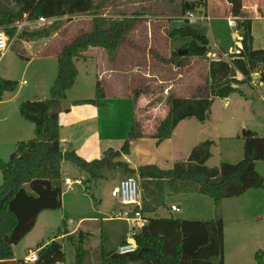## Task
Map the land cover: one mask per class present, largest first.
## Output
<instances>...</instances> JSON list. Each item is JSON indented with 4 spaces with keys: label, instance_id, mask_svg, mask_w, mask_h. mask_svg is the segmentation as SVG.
Instances as JSON below:
<instances>
[{
    "label": "trees",
    "instance_id": "16d2710c",
    "mask_svg": "<svg viewBox=\"0 0 264 264\" xmlns=\"http://www.w3.org/2000/svg\"><path fill=\"white\" fill-rule=\"evenodd\" d=\"M229 13L248 16L244 0H227ZM206 0L183 4V12L205 7ZM103 6L94 0H0V28L8 37L17 31L16 22L62 17L91 12ZM168 32L170 37H191L186 55L204 57L208 53L209 39L197 28L188 24ZM137 23L132 17H106L95 13L91 27L79 33L58 53V72L46 99H27L20 104L23 117L34 124V137L21 140L11 152L8 160H0L2 183L0 185V264H59L65 261L62 243L56 239L47 244L38 243L39 259L28 263L24 258L14 259L13 246L35 225L38 214L44 209H60L63 195L62 161L71 160L87 171L85 189L90 191L92 181L104 178L100 169L121 167L125 173L140 179L141 211L155 212L166 207V198L176 193L197 192L204 194L219 205L224 198L237 197L249 189L264 186V177L257 170V161L264 160V136L249 128L243 129L244 155L236 162L222 161L210 167L207 161L212 156L215 141L204 140L195 145L186 160L177 161L172 168H161L156 164L140 165L133 169L126 162L116 163L114 158L129 154L130 141L141 138L144 132L139 121L133 124L119 150L108 149L100 159L86 160L76 151H63L60 143V123L57 109L71 89L79 74L77 63L87 59V50L102 47L114 60L122 44ZM251 19L238 24L242 33L243 50L232 55L230 61L216 59L210 62V83L205 93L193 97L169 95V110L156 125L150 136L158 142L169 138L178 123L186 118L205 122L215 98H226L239 92V84L253 80L259 73V82H264V48H253ZM58 27L52 25L35 31L25 28L19 39L26 41L47 37ZM32 30V29H31ZM172 60L181 64L184 60L174 52ZM244 76L237 79V73ZM17 81L0 76V101L6 91H14ZM96 97H105L103 82H96ZM96 102L95 99L78 100ZM94 201V194L91 195ZM148 222L135 235L137 249L121 254L117 250L105 252L101 249L99 264H224V219L217 215L211 219H186L171 215L154 214L146 217ZM62 233H69L63 220ZM66 228V229H65ZM92 234L78 230L72 238L75 250L74 264H85L91 250L86 246ZM256 264H264V252L257 251Z\"/></svg>",
    "mask_w": 264,
    "mask_h": 264
},
{
    "label": "rangeland",
    "instance_id": "374dc122",
    "mask_svg": "<svg viewBox=\"0 0 264 264\" xmlns=\"http://www.w3.org/2000/svg\"><path fill=\"white\" fill-rule=\"evenodd\" d=\"M191 1L196 0H184L183 4ZM217 1L215 3L212 0L210 11L213 15L223 14L225 11L222 0ZM116 10L119 11L117 8ZM131 10H128L126 6L124 8L126 13L131 12ZM95 13L103 15L102 10L99 11V9L91 11V14ZM92 18L84 13L56 17L51 23L40 24L36 28H32V30H27H40L54 23L58 28L53 30L47 37L26 41L19 39V33L21 31H16L15 35L9 38L7 51L4 55L0 54V76L17 81V87L14 91H7L8 94L6 96L8 99L10 96L15 95V99L10 103L2 102L0 104V157L4 160L9 159V152L16 146V143L10 140L21 141L34 137V124L23 117L20 112V104L23 100L27 99H46L50 97V88L58 72L56 52L59 46L63 42L72 41L80 32L90 28ZM89 19L91 21H88ZM184 19L180 21V24H187ZM188 24L199 29L209 37L212 49L216 50L217 46H222L224 52L228 53L236 46V29L231 28L227 24V21L221 17L214 18L211 21L195 19L188 22ZM251 30L253 35V48H264V19H254ZM138 33L143 35L140 30H138ZM190 42H192L191 37L177 36L174 40V46H181L179 50L186 49L188 52V43ZM174 52L177 53L178 58H182L184 61L181 64L172 62L175 67L174 70L171 71L169 69L167 71L166 74L172 81V87L170 89L168 86L165 87L164 84H154V82L144 81L141 78V74H138L130 87V89H134L139 94V100H136L135 103L134 100H129L126 97L112 96L107 100L108 104L106 106H100V108L98 105L92 103L79 105L72 102V112L63 111L64 109H62L59 117L61 122L60 140L63 135L66 141H68V143H64V147L69 146V151L74 150L79 155L89 158L90 154L88 153L95 148V145H98L97 140L100 137L102 140L99 144L101 151L100 153L94 151V154H96L94 156L103 157L108 149L119 150L122 147L134 121L135 123L136 121L140 122L144 133L152 132L158 122L168 113V97L170 94L185 97L188 93L187 95L193 97L200 95L203 90H207L210 79L209 77H206L207 80L205 79L207 70L204 61L208 57L217 58L218 56L212 54L210 49L204 57L186 54L179 56L178 51ZM173 53L169 54V58L166 59L161 56L162 58L159 60L155 58V53H152V62L150 65H153L155 68L156 63L154 61L171 63L168 60L173 59ZM143 54L144 52L141 53V55ZM159 56L157 55V57ZM192 57H199L200 60L197 70L200 79L196 81H192L191 78ZM134 62L141 64V66L143 64L145 66L148 65L144 57L139 55L134 59ZM86 76V73L82 70L73 90L67 91L68 98L73 99L81 94L91 96L95 85ZM179 76L180 78H178ZM238 87L239 92L233 93L227 104L224 98L218 97L214 99L210 108V120L207 122L201 123L195 118H192L188 122L181 123L178 126L173 136V145L175 147L173 151L175 153H178V151H188L192 146L200 143L202 140L216 139L217 144L212 148L213 154L208 160V165H219L221 161L236 163L243 158V129L249 128L256 131L259 135L264 136V82H259L256 79L255 82L254 80L251 82L248 81L239 84ZM108 90L110 91V89ZM81 114L90 116L87 119H80L79 116ZM5 115H8V119L3 121ZM75 117L77 120L74 119ZM108 125L112 128L111 131H109ZM103 128L105 129L103 130ZM101 131L102 134H99ZM20 133L21 135H19ZM89 138L90 141L88 142ZM88 144L90 146H86ZM173 145L171 144V146ZM141 148L145 155L148 152L153 154L156 149L155 144L152 147H146L145 143L142 144ZM159 154H161V158L164 157L163 153H156L155 155L159 157ZM176 156L179 158V155ZM117 158L119 159V157ZM117 158H114L113 161ZM259 161L262 162L256 167L257 169L259 168V173L264 177V160ZM62 163V170L67 177L74 179L76 177L80 178L83 173L88 174L86 170L71 160L65 159ZM170 163L168 161H161V168H172L173 165ZM100 171L103 173L104 178L90 183V186H93L92 188L95 187L93 184L97 183L98 185V189H94V193L99 202L94 201L91 196L92 193L84 191V184H75L73 189L68 188L67 185L64 186L63 199L65 198L66 202V214H63L64 209H44L41 211L32 229L14 244L17 247L19 256L29 253L26 251L29 247L35 249L40 238L46 242L57 236L62 231H59V229L63 225L64 215H66L65 220L67 222L69 221L70 227L74 228L77 224L82 223L77 226L79 230L92 234L86 244L90 248L91 253L86 258L85 264H99L102 248L106 253L112 250H118L122 236L124 237L127 234L132 223L126 217H130L133 214H121L120 209L122 208V204L111 196V188L121 178L134 177L139 183L140 179L136 175L125 173L124 169L114 164L112 168H102ZM2 180V172L0 170V185ZM189 193L186 200H182L179 197L183 193L168 196L166 198L167 205L162 208V215L173 214L176 217L183 218H210L209 216L216 217L217 215H222L225 216L227 224H230L236 217L241 222L250 223L256 220L253 219L255 216L251 218L248 215L255 208L257 212L256 216L259 217L257 219L258 222L264 224V186L251 190L241 198L238 196L225 198L219 205H216L208 196H203L204 194H195L197 192ZM172 202H177L180 205L181 211L172 210L170 207ZM96 216L98 218L97 221H90V219ZM109 216L113 218L105 219ZM83 217L87 218L81 220ZM101 218H103V221ZM63 234L65 235L58 241L62 243L65 251L66 259L64 264H74L75 250L71 237H74L75 240L78 231L72 234ZM261 244L264 246V240ZM260 249L264 251V248Z\"/></svg>",
    "mask_w": 264,
    "mask_h": 264
},
{
    "label": "crops",
    "instance_id": "0c3cea01",
    "mask_svg": "<svg viewBox=\"0 0 264 264\" xmlns=\"http://www.w3.org/2000/svg\"><path fill=\"white\" fill-rule=\"evenodd\" d=\"M213 1L215 3L218 2L217 0H213ZM206 2H207V4L205 7H199L196 11L195 10H191V11H194L196 14L210 15L211 18H210V20H207V21H211L214 18L216 19V18L221 17V18L225 19L227 21V24L233 29H237V28H234L229 24L230 18H235L238 24L240 21L245 20L247 18L251 19V22L254 19H261V18L264 19V0H244L245 8L249 11L248 16H245V17H239V16H234V15L230 14L229 13L230 5H229L227 0H222L223 6L225 7V9H224L225 11L223 12V14L213 15V14H211V11H210L211 5H212V0H206ZM222 2L220 1L221 4H222ZM94 3L98 4V5L103 3V6L98 8L99 11L102 10V12H103L102 16L115 17V18L132 17V18L137 19V23H136L133 31L130 32L127 40L120 47V49L117 53V56L114 60H111L109 58L108 52L105 48L91 47L87 50L86 54L89 57L87 59L80 60L77 63L79 74L77 76V79H76L73 87L71 89H69L68 91L73 90V88L75 87V85L77 83L78 78L80 77V75L82 73V70L86 73V75H87L86 78H88V80H91L94 82V85H95L94 91L91 94V96H85L84 94H81L80 96H76V98H73V99L68 98V96L66 94V99H69L68 101L70 102V107L68 109H64L62 106H60L57 109L58 118L61 115L62 109H64L63 111L72 112V110H73V103L72 102H75L76 104H79V105L92 103V104L98 105V107L100 108V106H106L108 104L107 100H109L110 97L115 96V97H126L129 100H132V101L134 100V103H135L136 100H139V94H137L134 89H130V87H131V83L133 82L134 78L138 74H141V78L144 81L154 82V84L155 83L164 84L165 87L168 86L169 89L172 87L171 78H169L166 73L169 69H171V71H173L175 68L174 65L172 64V62L171 63H167V62L161 63V62L154 61V63H156L155 64L156 67L154 68L153 65H150V63L152 62L151 54L155 53V55H156L155 58L157 60H159L162 57L167 59L170 57L169 54L173 53L174 51H179L181 46H174V40L176 37H173V38L170 37L168 35V31L173 30L174 28L184 26V24H180L181 23L180 21L185 18V13L187 11H189V10H187V11L183 12L182 7H183L184 0H180V1L179 0H107L106 2H105V0L104 1L103 0H97V1L94 0ZM188 3H186L185 5L188 6ZM125 6H126V8H128V10L132 9L131 12L129 11L126 13L124 11ZM136 7H138V8H136ZM116 8L119 11H117ZM98 9H96V10H98ZM84 14H87V16H90V17L95 16V14H91V12H84ZM99 15H101V14H99ZM184 20H187V19L185 18ZM200 20H202V19H200ZM88 21H91V19H89ZM91 24H92V22H91ZM91 24H90V27H91ZM251 26H252V23H251ZM88 29L89 28H87L86 30H88ZM138 30H140L143 35L139 34ZM238 31H239V29H238ZM203 34H205V33H203ZM208 39H209V37H208ZM70 42L71 41L63 42V44L61 46H59V48L56 52V55L58 56V53L60 52L61 48L65 44L70 43ZM209 46H210V52L214 55H217L218 57L217 58L216 57H208L207 60L204 61V64H206L205 66H206V70H207V74L205 76V79H206V77L207 78L209 77V79H210V74L208 75V73L210 70V62L212 60L222 58L224 60L230 61L232 58V55H234V54H232L233 49L228 53L224 52V48L222 46H217L216 50L212 49V45L210 44V39H209ZM142 52H144L143 55H141ZM137 55L143 56L144 60L147 61L148 65L145 66L143 64L141 66V64H137L136 62H134V59L137 57ZM157 55H160V56L157 57ZM219 56H221V58H219ZM162 60H164V59H162ZM199 63H200L199 57L198 58L192 57V60H191V75H192L191 78H192V81H196V80L200 79L199 72H197ZM254 75H258V76H256V78H255ZM178 78H180V76ZM243 78H244V76L242 75V73L238 72L237 73V79H243ZM256 79L257 80L259 79V73L258 72L253 73L254 82ZM98 80H101L103 82V84L105 86L104 88L106 91L105 97L100 98V99H98L96 97V82ZM249 82H251V81H249ZM108 89H110V91ZM165 91H166V88H165ZM205 92H206V90H203L200 94H203ZM7 94H8V92L6 91L3 95L2 100L0 101V104L2 102L10 103L16 97L15 95H12V96H10V98L7 99L6 98ZM187 94L185 97H190ZM231 95L229 97L224 98L226 100V104L229 102ZM34 99H41V98H34ZM84 99H95L96 102H80V103L76 102L78 100H84ZM215 99H217V98H215ZM89 116L90 115L81 114L79 117H80V119H87ZM192 118L193 117L186 118V119L180 121L178 123V125L175 127V129L173 130L172 135L169 138H166L165 140H163L161 142H158L157 138L150 136V134H152L154 132V130L152 132H149V133L145 132L144 133L145 136H143L141 138L132 139L130 141V152H129V154H122L119 157V159L117 158L115 160L116 163H119V161L126 162L130 168L138 169V167L140 165H146V164H156L159 167H161V164H160L161 161H168V162H171L170 163L171 165H174L175 162H177V161L186 160L191 149L197 144L192 146L188 151H185V152H179L178 151V153H175L173 151L175 149V147L173 145V136L176 133L178 126L181 123L188 122V120H190ZM7 119H8V115H5L3 118V121H5ZM74 119L77 120L76 117ZM208 120H210V116L205 122H207ZM198 122H200V121H198ZM205 122H201V123H205ZM59 123L61 125L60 120H59ZM134 123H135V121H134ZM133 124H132V126H133ZM108 128H109V131L112 130V128L109 125H108ZM104 129L105 128H103V130ZM60 130H61V128H60ZM102 131L99 134H102ZM19 135H21V133ZM13 139H15V138H13ZM212 140L215 141V145H216L217 140L216 139H212ZM10 141L11 142L13 141V143H16L15 145H17V143L20 140H10ZM89 141H90V138L88 139V142ZM101 141L102 140L99 137L97 140L98 145H95V148L90 153H88V154H90L89 158H86L85 156H81V155L80 156L86 160H89V161L102 158V156H99V157L94 156V155H96V154H94L95 153L94 151H96V153H100V151H101V149L99 148V144ZM174 141H175V139H174ZM202 141H204V140H202ZM202 141H200V142H202ZM66 142L68 143V141H66V138L63 137V135H62L60 143H61V147H62L63 151H69V146L64 147V143H66ZM143 143H145L146 147H148V146L152 147L153 144H155L156 149L154 150V153L150 154L148 152L145 155V153L142 152V150H141ZM171 144L173 146H171ZM86 146H90V145L88 144ZM15 148H16V146H15ZM114 150H118V149H114ZM11 152H9V156H10ZM156 153H163L164 157L161 158V154H159V157H157V155H155ZM165 155H166V157H165ZM176 155H179V158ZM180 155H182V156H180ZM0 160H4V159L2 157H0ZM260 162H262V161H257L256 166H259ZM207 165H208V161H207ZM208 166H210V165H208ZM214 166H217V165H214ZM214 166H210V167H214ZM257 170H259V168ZM88 176L89 175L85 174V173H83L80 176V178L82 179L81 185L84 184L83 180L88 178ZM63 177H64V180L67 177L64 174V172H63ZM76 178H78V177H76ZM117 182H118V180H117ZM117 182H116V184H117ZM116 184H114L113 187ZM93 185H95V187L92 188L93 187L92 186L90 191H87L85 189V184H84L83 185L84 191L94 194V196L96 198V202H99L98 198L96 197V194L94 193V191L98 189V185H97V183H95ZM64 186H66L65 183H63V187ZM73 186H72V188L68 186V188L73 189ZM251 190H253V189L247 190L245 193L241 194L238 197L241 198L245 194H248V192H250ZM64 193H65V191H64ZM189 194L190 193H183L179 197H181L182 200H186L187 196ZM195 194H198V193H195ZM63 195H62V206L60 209H64L63 214H66V209H65L66 208V205H65L66 202H65V198L63 199ZM203 196H206V195H203ZM208 198H210V197H208ZM172 204L178 205L177 202H172L171 205ZM171 205H170V207H171ZM178 206L180 207V205H178ZM131 211H132L131 206L122 205V208L120 209V212H122L121 214H123L125 212L131 213ZM99 212H101V211H99ZM256 213H257L256 209L254 208L252 210V213L248 214L251 218L253 216H255L253 219H256V220H254V222H250V223L241 222L240 219L238 217H236L232 220V222H230V224H227V220H226L225 216H223L224 226H225V228H224V264H256L255 255H256L257 251L262 250L260 248H264L263 244H261V243H263V240H264V224L258 222L257 219H259V217L256 216ZM121 214H119V215H121ZM154 214H162V209H159L155 212H144L143 213V215L146 217L150 216V215H154ZM65 216L66 215H64V217H63L64 220L66 219ZM209 217L210 218H186V219H211V218H214V216L213 217L209 216ZM85 218H87V217H85ZM85 218L83 217V218H81V220H83ZM103 218H105V217H103ZM103 218H101L102 221H103ZM112 218H113L112 216H109V217H106L105 219H112ZM181 218H183V217H181ZM243 218H245V217H243ZM97 220H98L97 216L90 219V221H97ZM79 224H82V223H79ZM79 224H77V226H79ZM77 226L74 228L70 227V224L68 221L66 228H67V230H69V234H72V233L78 231L79 228ZM227 226H229V227H227ZM61 233L62 232H59V234L57 236H55L54 238H51L49 241H46V242L42 241L40 238L38 243L47 244L53 239L59 240L61 237H63L65 235V234H63V233L61 234ZM125 236H126V234H125ZM125 236L124 237L122 236L121 242L125 239ZM105 239H106V236H105ZM32 249L33 248L29 247V248H27L26 251H29ZM13 251H14V259L25 258L27 255V254H24L23 256H19V254L17 252V247L15 245L13 246Z\"/></svg>",
    "mask_w": 264,
    "mask_h": 264
},
{
    "label": "built area",
    "instance_id": "2783aa9c",
    "mask_svg": "<svg viewBox=\"0 0 264 264\" xmlns=\"http://www.w3.org/2000/svg\"><path fill=\"white\" fill-rule=\"evenodd\" d=\"M56 17L46 18L43 16L38 17L35 20L23 19L16 22L17 31H21L25 28L32 29L36 28L40 24L51 23ZM185 18L189 21L195 19L210 20V15L196 14L194 11H187L185 13ZM229 24L237 28L235 31L236 36V46L232 50V54L239 55L243 50L242 45V33L238 31V23L235 18H230ZM9 37L6 32L0 28V54L4 55L9 47ZM64 183L72 188L75 184H81V178L72 179L66 177ZM111 196L118 200V202L125 206H131L133 214L130 217H126L127 220L131 221L130 230L127 232L125 239L120 243L118 247V252L121 254L129 253L137 249V242L135 240V235L139 233L144 225L148 222L146 216L143 215L141 211L142 201H141V191L139 181L134 177H125L118 180L117 184L111 189ZM171 209L174 211H180V207L176 204L171 205ZM129 212H125L128 214ZM40 248H35L29 250L24 258L28 263H35L39 259ZM59 264H64L60 262Z\"/></svg>",
    "mask_w": 264,
    "mask_h": 264
},
{
    "label": "water",
    "instance_id": "95a60500",
    "mask_svg": "<svg viewBox=\"0 0 264 264\" xmlns=\"http://www.w3.org/2000/svg\"><path fill=\"white\" fill-rule=\"evenodd\" d=\"M186 52H187L186 49H184V50H179V51H178V55H179V56H183V55L186 54ZM256 76H258V75H254L255 78H256ZM61 105H62V107H63L64 109H68V108L70 107V102H69L68 100H63Z\"/></svg>",
    "mask_w": 264,
    "mask_h": 264
}]
</instances>
